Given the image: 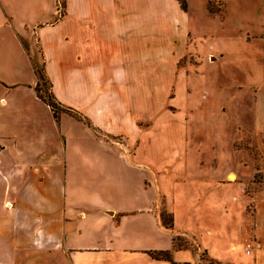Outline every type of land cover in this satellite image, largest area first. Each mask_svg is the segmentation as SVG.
Returning a JSON list of instances; mask_svg holds the SVG:
<instances>
[{"label":"crops","instance_id":"0c3cea01","mask_svg":"<svg viewBox=\"0 0 264 264\" xmlns=\"http://www.w3.org/2000/svg\"><path fill=\"white\" fill-rule=\"evenodd\" d=\"M60 1L0 0V264H264V176L246 212L239 180L252 175L255 159L232 145L239 128L246 129L238 125L223 142L197 143L188 151L192 123L206 126L212 140L223 136L221 101L211 111L190 113L189 128L180 120L166 123L164 115L155 130L167 135L162 145L150 144L146 126L164 90L175 85L183 93L176 23L206 22L212 19L209 2L232 8L235 0H196L195 6L185 0L186 9L179 0H64L59 16ZM35 49L56 100L82 120L67 113L56 118L38 96ZM154 87L150 97L157 107L148 111ZM257 124L249 133L261 157L264 118L258 116ZM84 135L97 140L90 156ZM203 148L212 152L209 162L200 155ZM228 149L239 157L233 166L223 165ZM74 152L78 163L87 158L100 171L90 178L92 192L83 191L89 179L63 174ZM242 163L250 174L244 175ZM108 165L116 173L112 192L102 177ZM118 165L135 177L118 175ZM147 166L172 176L151 194ZM175 183L178 193L166 194ZM161 193L172 228L160 219ZM173 234L187 236L208 258L190 248L172 250L171 261L152 257V251L172 249Z\"/></svg>","mask_w":264,"mask_h":264},{"label":"rangeland","instance_id":"374dc122","mask_svg":"<svg viewBox=\"0 0 264 264\" xmlns=\"http://www.w3.org/2000/svg\"><path fill=\"white\" fill-rule=\"evenodd\" d=\"M196 2L199 3V1L190 0V5L195 6L197 4ZM197 6L200 5L198 4ZM58 11H60L59 8ZM207 11L210 13L212 19L209 18L206 22L201 21L196 24H190L187 27L184 26V23L189 24L195 21V19H190L189 21L181 20L176 23L177 25L175 28H177V26L181 28L180 44L184 49L178 63V66H180L178 74L180 78L184 80V87L182 88L183 93L181 94V92H179L178 94V86L176 87L175 85L168 87V89H166L167 91L164 90L161 94L162 97L158 99L159 103L162 104L161 107L156 110L154 114L155 117L150 118L147 122L146 126L149 128L148 138L150 144L154 143L157 145L158 142L162 145L164 143L167 135L159 132L155 133L157 122L160 124L159 119L164 115H166L165 118L167 117L166 123L173 124L180 120L182 127L186 125V127L189 128L190 113L205 110L211 111L212 105H214L215 102L219 103L221 101L222 110H224V119L220 120V127L224 129L223 136L220 139V135H218L219 140H212L211 134L206 133L208 131L206 130L208 129L206 126L199 125L197 127V125L194 126V123H192L193 126H191L188 129L189 132L186 133L187 145H191L188 151L195 147L197 143L205 147L208 142L211 144V141L220 143L221 140V142H223L225 135L228 133L232 135L234 129L236 130L238 125L245 128L247 131L239 128V136L232 145L234 150L239 151L247 149V152H249L251 156L250 158L255 159L252 175L249 173V168H244V163H242L244 175L250 174V176L245 180L244 178H240L239 180V182H244L246 203L243 205V208L246 212L251 213L253 204L250 197L255 189L261 187L264 176L262 170L264 166V153H261V157L256 154L252 137H250V133L255 131L258 125V116L264 118V22L258 21L259 19H264L262 18V15L264 16V2L263 0H235L232 8H226L224 2L212 1L207 4ZM225 15H228L226 20ZM34 53L35 64L40 67V53L38 50L36 51V49ZM46 79H48L47 76ZM49 83V79L46 80L45 85L40 91V94L44 95L45 98H47L48 93L52 91L50 90ZM154 89H156V87L149 89L148 111H152L157 107V103L152 102L150 97ZM143 90L145 91L146 89ZM143 95L145 96V92H143ZM57 102V116L55 117L59 118L61 113L69 114L63 111V109L66 107L72 108L62 105L59 101ZM193 129H195L196 134ZM94 132L97 136H102L95 129ZM76 134L77 132L75 131V136ZM78 135L79 139H81L82 133L79 132ZM84 138L83 144L85 146L89 144L88 153L86 151V155L90 156L92 155V148L90 147L92 144H96L97 140H95V137L91 140L86 135H84ZM110 138H108V140H113L116 143L122 140L119 139L120 137ZM229 151L228 149V151L224 150L222 152L224 166H233L236 164V160H239L238 156L231 155ZM211 153L210 149L203 148L200 155L204 160L209 162ZM74 154V159L72 160L70 158V162H68V165L63 169V174L66 176L67 180L71 179L72 175L89 179L87 180L89 182L84 183L83 191L92 192L95 185L90 181V178L99 175L100 171L98 167L95 168L86 157L84 163H78L76 157L77 152H74ZM151 155L150 157H152ZM194 157V153H191L192 160L190 161V167L194 164ZM242 158H244V156ZM147 167L148 171L144 172L145 175L147 174L145 183L149 186V193L151 194L154 192L152 187H156L158 182L160 183L162 180H168L172 176H170V171L166 168H159L156 166L158 169H154L151 166ZM117 169L118 175H122L124 172L127 173V175L135 177V172L132 171V173H130L128 167L125 168V166L118 165ZM104 170L105 172L102 177L105 178L106 186L105 184H102V186H105L108 192H112L114 191V184L111 183V179H114L113 176L116 174L115 169L112 165H108L104 167ZM231 176L232 174L230 178H227L229 182H232ZM170 184V189L166 190V194L170 195L171 192L173 194L178 193V189H180L178 186L179 183H175L174 186ZM159 196V215L164 211L167 213L170 212L164 204V194L161 193ZM201 221L204 223L207 222L205 218L204 220L201 219ZM173 237H179L186 248H190L193 252H197L200 258H208L207 254H204L202 250H198L196 245L187 236L173 234ZM246 244L250 245L251 248L254 246V242L249 240ZM230 249L233 248L230 246L229 250ZM211 263L215 264V261L211 260Z\"/></svg>","mask_w":264,"mask_h":264},{"label":"trees","instance_id":"16d2710c","mask_svg":"<svg viewBox=\"0 0 264 264\" xmlns=\"http://www.w3.org/2000/svg\"><path fill=\"white\" fill-rule=\"evenodd\" d=\"M180 5L182 7V9H186V3L185 0H179ZM64 6H65V1L61 0L58 4V8H59V16L63 15L64 12ZM35 72L38 76V81L36 84V91L38 93V95L44 100L46 101L52 108L53 112H54V116H57V100L55 98V96L53 95L52 91H50V93H48L47 98H45L44 95L40 94L41 88L45 85L46 80V75L43 71L42 66H37L35 65ZM49 87L51 88V84L49 83ZM51 90V89H50ZM63 111L68 112L69 114H71L72 116L78 118V119H83V116L80 115L79 113H77L76 111L70 109V108H64ZM160 219L162 224L166 227V228H172V223H173V217H172V213L170 212H161L160 213ZM182 248H186V246L181 242L179 237H172V249L171 250H157V251H152L150 252L151 256L157 259H166V260H170L171 261V254H172V250L175 249H182Z\"/></svg>","mask_w":264,"mask_h":264},{"label":"built area","instance_id":"2783aa9c","mask_svg":"<svg viewBox=\"0 0 264 264\" xmlns=\"http://www.w3.org/2000/svg\"><path fill=\"white\" fill-rule=\"evenodd\" d=\"M248 247H250V245H247Z\"/></svg>","mask_w":264,"mask_h":264}]
</instances>
